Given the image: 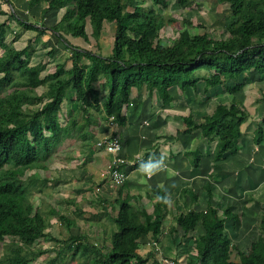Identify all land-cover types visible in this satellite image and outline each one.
Segmentation results:
<instances>
[{
    "label": "trees",
    "instance_id": "16d2710c",
    "mask_svg": "<svg viewBox=\"0 0 264 264\" xmlns=\"http://www.w3.org/2000/svg\"><path fill=\"white\" fill-rule=\"evenodd\" d=\"M2 1L12 5L10 0ZM27 1L29 10L45 4L40 21L28 24L14 13L10 19L35 32L36 37L49 31L70 53V68L59 64L53 73L41 77L46 65L31 64L35 52L31 41L13 51L4 44L8 26L0 24V264L37 260L44 252L30 246L40 239L60 244L52 262L63 263L77 254L90 264H163L164 260L174 264L173 260L157 259L156 251L169 215L165 190H151L156 201L149 215L130 204L133 197H122L125 182L116 187L118 198L109 204V212L89 216V221L104 217L113 227L107 236L109 244L99 247L85 235H70L61 242L46 232L54 217L66 227L74 222L53 208L47 213L35 210L31 198L34 193L44 194L49 180L36 173L24 175L34 168L47 170L59 148H70L69 141L83 144L94 139L96 133L89 120L92 112L101 110L112 124L124 126L126 111L132 105L131 92L142 88L149 97L156 96L162 106L174 101V91L192 90L197 96L202 88L206 102L228 92L233 96L230 103L218 104L198 123L191 114L181 118L186 125L183 134L198 130L208 143L215 142V163L237 154L240 127L249 116L235 95L247 85L264 81V0H217L228 6L232 19L226 25L225 38L213 39L207 33L191 34L184 29L170 44H164L161 37L165 26L174 23L173 18L166 21L160 13L168 8L167 0H152L149 7L137 4V0ZM188 1L176 0L180 7ZM61 10L60 21L52 25V15ZM46 19L52 26L46 25ZM105 23L114 25L108 57L73 47L64 39L63 34H67L87 43V24L98 39ZM184 25L192 24L184 21ZM39 87L45 88L41 94L36 92ZM66 104L73 109L68 116ZM263 131L264 117L255 132V144L262 141ZM199 159L196 155L195 167ZM45 197L51 198L49 193ZM74 212L82 216L76 206ZM239 217L228 208L210 205L204 211L177 213L173 233L181 231L184 239L192 235L186 239L191 244L189 251H194L188 264H264V209L257 219V237L247 252L237 250L226 233L227 221ZM198 228L201 233L195 234ZM146 237L153 249L141 256L138 250ZM233 252L237 261L232 260Z\"/></svg>",
    "mask_w": 264,
    "mask_h": 264
},
{
    "label": "crops",
    "instance_id": "0c3cea01",
    "mask_svg": "<svg viewBox=\"0 0 264 264\" xmlns=\"http://www.w3.org/2000/svg\"><path fill=\"white\" fill-rule=\"evenodd\" d=\"M27 2V0L17 2L20 10L26 14L30 12L33 16L40 18V11L45 7V4L42 3L29 10ZM199 2L201 1L199 0ZM215 3L218 5L217 0H215ZM6 6L9 5L0 3V12L7 19L12 13H9V16L7 15ZM61 11L63 14L64 11ZM21 20L25 22V18H21ZM37 21H40V19ZM11 22H14L13 19L6 20L8 26L6 30L8 31L12 29ZM47 23L46 25H51V23ZM106 25L111 26L109 52L107 55H103L101 51L96 52L103 57H108L111 53L114 34L113 24H103L101 35L97 39L99 43H101L100 39L102 41L105 38ZM63 36L73 47L91 51L88 47V33L87 43L80 38H72L67 34H63ZM53 37L49 31H46L41 37H36L33 31H26L21 35L19 41H31V46L35 50L34 55L39 53L40 50L37 49L43 43L47 46L46 52H52L53 48L58 49L59 54L56 55L53 64L55 70L56 65L62 64L61 58L69 57L70 53L64 48L61 41ZM4 43L8 44L5 40ZM52 45L53 47H51ZM69 68L70 61L67 60L65 69ZM45 71L46 69L41 73V77H43L42 74ZM47 74L50 73H46L44 76ZM258 91L261 92V96L264 94V81L247 85L235 97L246 108V102H253ZM198 93L195 96L192 90H188L186 93L174 91V101L169 106H162L156 96H148L145 88L139 91L133 89L130 95L132 105L125 115L126 123L120 127L111 124L103 116L101 110L92 112L89 120L91 129L95 131L96 135L91 141L83 144L79 143V149H74L81 150L79 152L81 157L84 158L81 161L73 160L78 165L84 164L83 169L80 170L82 178L78 180L77 177H72L75 172L63 169L57 172L59 180L53 182L54 185L57 183L58 189L61 190L64 184H71L65 183L67 176L72 177L70 182L81 181L80 188L91 191L88 195H81L79 200L85 201L84 199H88V202L85 201L89 205L88 208L93 205L94 207L98 206L97 208H100L102 212V209L108 211L110 209L109 204L118 198L116 189L111 186L106 178L112 156L106 153L104 148H98L95 143L103 138L118 137L122 144V155L128 161V167L126 168L127 180L125 181L126 191L122 193V197L126 195L133 197L134 200L130 204L145 209L149 214L147 208L149 206L153 208L156 201V197L151 190L159 189L167 192L166 202L169 215L163 223L160 242L156 244L157 259L176 260L179 263L186 261L192 255L191 249L190 251L188 249L190 244L186 242V239L192 235H188L184 239L181 231L178 230V237H176V233H173L172 227L175 225L173 217L180 211L189 209L204 211L208 205L213 208L220 207L221 210L230 209L233 214L240 216L239 220H229L226 223V233L231 243L239 247L246 245L250 247L257 236V234L252 235L250 233L252 232L250 225L252 226L255 217L257 218L264 209V133L262 141L259 144L254 143L255 132L261 123L262 117H264V99L260 96L261 101L256 104L253 114L247 111L249 117L240 127L241 136L238 153L229 155L224 160L215 163L212 159L215 142L208 143L207 140L202 138L198 130L184 135L183 131L186 129V125L181 118L191 114L193 121L198 123L202 117L210 115L218 104H229L233 96L228 92H224L206 102L202 95V88ZM250 97H253V100H249ZM258 98L259 96L256 99ZM67 109L68 105L66 104L65 116H68ZM95 117H97V121L101 122H92L91 119ZM61 148H64L63 154L59 156L61 158L66 156L65 152L67 150H71L69 146ZM196 155H199L200 159L195 167L194 159ZM149 164L158 166L153 168L150 173L145 172L144 168ZM59 166L63 167L64 165ZM50 184L54 187L52 183ZM67 193L73 195L69 190H67ZM192 196H196L194 202ZM43 197L42 199L49 200L45 195ZM96 198H98L99 204L95 203ZM70 200L79 201L78 199ZM199 233H201L200 228L195 231V234ZM187 251H189V254Z\"/></svg>",
    "mask_w": 264,
    "mask_h": 264
},
{
    "label": "rangeland",
    "instance_id": "374dc122",
    "mask_svg": "<svg viewBox=\"0 0 264 264\" xmlns=\"http://www.w3.org/2000/svg\"><path fill=\"white\" fill-rule=\"evenodd\" d=\"M11 1V7L6 6V13L9 16V13H14L17 17L19 18H25V22L28 24H37V20L40 18L37 16H33L32 13H24L22 10H20V7H18L19 0H10ZM189 0L187 3H185L184 6L180 7L176 0H167L168 8L160 12L166 21H168L170 18L174 19L173 24H167L165 28L162 31V38L164 40V44H170L171 41L174 40L175 36L177 33L181 32L182 30L186 29L188 30L191 34H203L207 33L211 38L213 39H222L227 36L226 34V25H228L232 19L230 16V12L228 10V6L226 4H218L216 5L215 0ZM0 3L5 4V1L0 0ZM137 4H142L143 7H149L152 4V0H137ZM155 10H158L157 7H155ZM4 15H0V24L2 22H6V20L10 21V16L6 19L3 17ZM62 16V11L57 12L55 15H52L51 23L52 25L59 22V19ZM14 21V20H13ZM184 21L190 22L192 25L187 26L184 25ZM11 30H6L4 33V40L6 43L5 44L7 47H10L13 49V51H19L23 49L24 46L30 41H19V38L23 33H25L27 30H24L21 26H19L15 21L11 22ZM51 25V26H52ZM113 28V27H112ZM111 26L106 25L105 27V38L100 39V42L93 37L91 34V29L90 26L87 24L86 26V32L88 33L89 36V42H88V47L91 49V51H94L95 53L97 51H101L103 55H107L109 52V46H110V34H111ZM32 34V33H31ZM51 36V35H49ZM54 38V37H53ZM51 38L52 40H54ZM72 40V39H71ZM14 43H16L14 45ZM37 46V45H36ZM53 47V45L51 46ZM47 46L45 43L41 45V47L37 50H40L38 54L34 55L33 60L31 61L32 65L36 64H41L44 63L46 65V71L42 74L46 73H51L54 71V61L56 60V55H58V49H52V53L49 54L50 52H46ZM3 49L0 48V55H2ZM32 55V57H33ZM68 60V57H62L61 62L62 64H65V62ZM45 91V88L39 87L36 92L38 94H41L42 92ZM256 92V91H254ZM261 92L258 91L257 96L254 97V101L246 102V111L249 113L253 114L256 108V104H258L259 101H261L260 95ZM106 95V94H104ZM202 96V95H201ZM259 96L258 99H256ZM249 100H253V97H250ZM260 103V102H259ZM72 108L70 105H68L67 112L68 114L72 113ZM66 111V110H65ZM92 122L98 123L97 117L91 119ZM101 122V121H100ZM99 122V123H100ZM60 124L63 122L60 121ZM49 136V135H48ZM70 145L71 150H67L66 156L64 157H59L61 156L60 154H63L64 148H59L55 154V157L53 160H51L48 165H47V170H39V169H32L26 171L24 178L26 176H29L30 174H35L38 175L41 178L47 177L49 180L48 187L45 189L44 194H37L34 193L33 197L31 198V201L33 203V206L35 210H41L44 213H47L49 209H55L57 210L61 215L66 216L69 220L74 222L73 224L70 225V227H66V224L64 221H59L56 217L52 218L50 221V224L48 226V229L46 232H48L54 239L60 240L61 242H64L65 240L68 239L70 235H85L89 242L92 244H96L99 247L102 245L109 244V239H108V234L110 230L113 228L112 224L110 221L105 219L104 217L101 219L93 218L91 221H89V216L94 215V214H99L103 213L100 208H97L98 206L94 207L91 205V208H88V199H84L85 201L79 200L81 198V195H88V193L91 191H88L86 189H83L82 187L80 188L82 182H70L72 177H77L79 180L82 178V175H80V170L84 164L82 163L81 165L76 164L74 162L75 160L81 161L84 159L81 157V150H74V149H79L78 142L75 141H69L68 143ZM62 150V151H61ZM80 151V152H79ZM68 154V155H67ZM71 158V160L69 159ZM66 162H64V161ZM74 160V161H73ZM59 165H64L63 167H60ZM65 167V168H64ZM68 170L70 172H75L74 176L71 178L67 176L66 182L65 183H71V184H62L63 188L61 190L58 189L57 180V172L58 170ZM83 169V168H82ZM85 174V173H84ZM108 173H106V178L108 179ZM52 183L54 185L51 186ZM95 184V183H94ZM92 185V187L94 186ZM60 185V186H62ZM115 188V187H114ZM96 189H98L96 187ZM67 190L73 193L71 196L69 193H67ZM49 193L50 197L48 201L42 199L44 198L43 196L45 194ZM53 194V195H52ZM97 194V192H95ZM98 195V194H97ZM62 198V199H61ZM66 200H65V199ZM70 199H75L79 200L73 201ZM64 200V201H62ZM68 202L67 204L65 202ZM96 204H99L98 198H96ZM65 205V206H63ZM75 206L81 210L82 216H77L76 213L74 212ZM84 208V209H83ZM105 211L104 209H102ZM149 214H153L154 209L152 207L147 208ZM95 212V213H92ZM109 212V210L107 211ZM114 215V214H113ZM258 217L253 220L252 226V235L258 234L257 232V222L256 220ZM256 223V224H255ZM106 231L105 235L103 234L104 231ZM177 234L176 237H178L179 233L178 231L175 232ZM255 237V236H254ZM257 237V236H256ZM149 239L142 238L141 239V246L138 250V253L141 256H145L146 253L148 252V249L152 250L153 246L149 243ZM149 243V245H148ZM146 245V246H145ZM191 245V244H190ZM59 245H56L53 241H48L45 239H40L38 241H35L32 243L30 246L31 248L35 250H42L44 253L41 255L37 260L33 261L30 264H90L87 260L84 258H81L79 255H75L72 258L67 257L63 263L61 262H52L53 258L55 257L57 248H59ZM235 246V245H234ZM237 250L241 252H247L249 249V245L246 246H235ZM149 250V251H150ZM192 254L194 251L191 249ZM235 253H232V260L237 261L236 258H234ZM191 256V255H190ZM193 256V255H192ZM174 264H188V261H182L181 263H178L176 260H173ZM148 264H152L151 261Z\"/></svg>",
    "mask_w": 264,
    "mask_h": 264
},
{
    "label": "built area",
    "instance_id": "2783aa9c",
    "mask_svg": "<svg viewBox=\"0 0 264 264\" xmlns=\"http://www.w3.org/2000/svg\"><path fill=\"white\" fill-rule=\"evenodd\" d=\"M109 122H111V119H109ZM96 146L98 148H104L105 152L112 156L107 176L112 187H119L127 180L126 168L128 167V161L122 155V144L120 139L115 136L103 138L96 142ZM163 264L172 263L164 260Z\"/></svg>",
    "mask_w": 264,
    "mask_h": 264
},
{
    "label": "clouds",
    "instance_id": "9594fccd",
    "mask_svg": "<svg viewBox=\"0 0 264 264\" xmlns=\"http://www.w3.org/2000/svg\"><path fill=\"white\" fill-rule=\"evenodd\" d=\"M158 165H152V164H149L148 166H146L145 168H144V171L145 172H151L152 171V169L153 168H155V167H157Z\"/></svg>",
    "mask_w": 264,
    "mask_h": 264
}]
</instances>
